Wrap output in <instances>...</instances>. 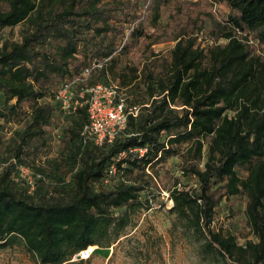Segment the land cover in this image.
Masks as SVG:
<instances>
[{
	"label": "trees",
	"instance_id": "obj_1",
	"mask_svg": "<svg viewBox=\"0 0 264 264\" xmlns=\"http://www.w3.org/2000/svg\"><path fill=\"white\" fill-rule=\"evenodd\" d=\"M23 22L20 40L0 43V120L25 122L0 173V249L19 244L34 264H88L73 257L118 242L130 211L150 205L141 193L158 189V167L179 157L198 185L176 179L172 211L226 264H264V0H0V30ZM204 29L213 43L200 40ZM94 63L88 83H116L138 107L103 145L83 141L85 107L65 113L54 98ZM57 113L73 119L58 161L68 181L40 163ZM139 147L148 151H130ZM18 164L41 175L33 191L14 179ZM238 194L257 239L245 244L213 227L222 200Z\"/></svg>",
	"mask_w": 264,
	"mask_h": 264
},
{
	"label": "rangeland",
	"instance_id": "obj_2",
	"mask_svg": "<svg viewBox=\"0 0 264 264\" xmlns=\"http://www.w3.org/2000/svg\"><path fill=\"white\" fill-rule=\"evenodd\" d=\"M171 6L167 7L161 19L166 24ZM218 12H225L219 4H214ZM26 23H20L13 27H5L0 30V43L4 39L20 40ZM203 44L207 41L213 43V39L207 36V30L200 33ZM225 39L219 42H225ZM175 41L161 42L153 45L159 52L172 48ZM264 52V50H259ZM1 102L2 96L0 97ZM51 100V98H49ZM14 102V101H12ZM27 108V105H25ZM60 118L59 124L47 127L49 144L46 153L40 163L50 167L53 171L51 180L68 181L70 175H65L63 168L58 164L62 150V137L69 125L73 123L71 116L57 113ZM3 133L0 140V156L4 159L8 154L10 137L24 128L25 122L1 119ZM5 133V134H4ZM204 167V163L201 164ZM62 168V169H61ZM242 176L246 172L241 171ZM158 189L146 190L141 193V200L149 198V206L141 205L130 211V224L122 232L119 241L111 247L96 246L92 255L88 258V264H226L221 256L209 250L204 236L196 232L186 219L179 217L172 211L173 199L171 191L175 188V181L179 179V188L196 187L198 180L193 176L183 173L182 163L179 157H171L158 167ZM247 204L245 194H238L224 198L217 208L216 219L213 227L216 231L224 234H233L239 244H245L249 240H257L247 224L244 210ZM123 209L117 210L121 213ZM0 264H34L25 249L15 244L0 249Z\"/></svg>",
	"mask_w": 264,
	"mask_h": 264
},
{
	"label": "built area",
	"instance_id": "obj_3",
	"mask_svg": "<svg viewBox=\"0 0 264 264\" xmlns=\"http://www.w3.org/2000/svg\"><path fill=\"white\" fill-rule=\"evenodd\" d=\"M100 65L101 63H94L93 66L84 68L78 77L63 82L54 94L55 100L59 102L61 110L65 113L70 114L79 108H86L88 123L82 131L83 141L91 140L97 145L112 142L126 128L129 114L138 113L137 106H128L127 93L116 83H88L92 68ZM130 151L142 156L148 148L139 147ZM126 154L122 152L118 159L125 157ZM6 165L7 162L0 156V173ZM15 169L14 179L25 180L29 190L33 191L36 187V178L41 175L25 164H18ZM116 170V165L112 164L108 174L113 175ZM91 255L92 250L89 246L80 250L73 260L88 259Z\"/></svg>",
	"mask_w": 264,
	"mask_h": 264
},
{
	"label": "bare ground",
	"instance_id": "obj_4",
	"mask_svg": "<svg viewBox=\"0 0 264 264\" xmlns=\"http://www.w3.org/2000/svg\"><path fill=\"white\" fill-rule=\"evenodd\" d=\"M97 245H91L90 246V250H94V248L96 247Z\"/></svg>",
	"mask_w": 264,
	"mask_h": 264
}]
</instances>
